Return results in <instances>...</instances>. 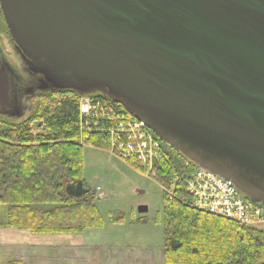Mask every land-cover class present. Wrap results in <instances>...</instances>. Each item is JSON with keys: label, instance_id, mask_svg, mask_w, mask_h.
Instances as JSON below:
<instances>
[{"label": "water", "instance_id": "95a60500", "mask_svg": "<svg viewBox=\"0 0 264 264\" xmlns=\"http://www.w3.org/2000/svg\"><path fill=\"white\" fill-rule=\"evenodd\" d=\"M0 10L45 88L100 92L264 204V0H0ZM11 86L0 57V104Z\"/></svg>", "mask_w": 264, "mask_h": 264}, {"label": "trees", "instance_id": "16d2710c", "mask_svg": "<svg viewBox=\"0 0 264 264\" xmlns=\"http://www.w3.org/2000/svg\"><path fill=\"white\" fill-rule=\"evenodd\" d=\"M0 26L9 35L1 11ZM35 96L24 118L0 113V204L7 205L0 226L38 235H77L101 228L102 215L83 179V145L116 153L114 145L126 137L115 132L120 129V119L111 115L116 110L134 117L101 93L90 95L98 100L93 105L99 109L94 113H99L88 116L80 113L75 93L47 89ZM152 135L159 148L148 176L163 192V264H264V228L181 202L187 197L183 183L176 178L182 171L188 172L191 163ZM126 160L143 171L136 156ZM167 189L174 193L170 199ZM243 198L251 200L245 194Z\"/></svg>", "mask_w": 264, "mask_h": 264}, {"label": "rangeland", "instance_id": "374dc122", "mask_svg": "<svg viewBox=\"0 0 264 264\" xmlns=\"http://www.w3.org/2000/svg\"><path fill=\"white\" fill-rule=\"evenodd\" d=\"M0 46L3 49L4 68L8 70L12 80L9 103L5 106L8 107L14 99L13 95L16 96L13 73L20 76V81L24 84L30 82L27 78L29 75H37L41 78L43 76L30 72L5 33L4 27L1 26ZM43 81L42 78L41 87L45 88ZM64 90L79 96L78 102L86 113L91 112L93 115L99 113H94L99 109L96 104L93 105L98 100L91 98L90 95L100 92L79 95L69 89ZM24 95L22 98L24 101L17 105V111L22 113L20 117L18 116L19 118L27 116L37 97L35 94L31 97L30 94ZM22 106L28 109H23ZM2 107L4 105L0 104V109ZM0 112L3 113L2 110ZM116 113L117 111L114 110L111 115L113 117H110L124 119V122L131 119L130 117H118L119 113ZM82 156L83 179L94 194V202L102 215L103 226L77 235H70L68 239H45L40 246L42 249H30L31 251L21 246L13 248L12 245H5L7 243L2 244V241H12L15 244V238L7 232L0 231V264H7L8 257L10 260H20L23 256L25 260L34 264H163V192L159 184L151 177L135 170L125 162L127 161L125 158L109 149L83 145ZM140 166L142 168L141 164ZM141 205L147 207L146 212L137 211ZM6 211L7 205L0 204V222L5 221ZM120 217L121 221H118ZM36 241L38 240H33V242ZM32 251L38 255L41 254V259H31ZM15 262L17 261H13L12 264Z\"/></svg>", "mask_w": 264, "mask_h": 264}, {"label": "built area", "instance_id": "2783aa9c", "mask_svg": "<svg viewBox=\"0 0 264 264\" xmlns=\"http://www.w3.org/2000/svg\"><path fill=\"white\" fill-rule=\"evenodd\" d=\"M79 108L83 116L91 114L86 113L80 104ZM119 119L120 129L115 132L123 134L126 140L114 145L116 153L125 159L130 155L136 156L142 168L149 174L159 143L141 122L133 119L124 122V119ZM188 162L191 163L189 160ZM191 166L188 172L184 170L176 178L183 183L187 197L181 202L194 209L243 225L264 227V206L246 201L229 180L195 164L191 163ZM165 191L168 199L174 196L173 190Z\"/></svg>", "mask_w": 264, "mask_h": 264}, {"label": "crops", "instance_id": "0c3cea01", "mask_svg": "<svg viewBox=\"0 0 264 264\" xmlns=\"http://www.w3.org/2000/svg\"><path fill=\"white\" fill-rule=\"evenodd\" d=\"M0 231L7 232L9 235H11V236H13L15 238V240H14L15 244H13L12 241L11 242H3L2 241L1 242L2 244L7 243L5 245H12L13 248L21 246V248H23L25 250H28V251H31L32 249L33 250L42 249V248H40V246L43 244L42 242H44L45 239H48V238L68 239V237H70V235H38V234H32V233H30L28 231L16 230V229H13V228H8V227H3V226H0ZM34 239H37L38 241L33 242ZM65 241H68V240H65ZM51 246H53V245H51ZM70 247L74 248L73 246H70ZM55 248H57V247H55ZM32 253L33 254H31L32 256L30 257L31 259H33V260L41 259V254L38 255V254L34 253L33 251H32ZM36 255H38V256H36ZM7 260H9L7 262V264H12L13 261H17V262H15V264H18V263H20V264H34L32 262H29V261L25 260L24 256L20 260H10V257H8ZM35 262H37V261H35Z\"/></svg>", "mask_w": 264, "mask_h": 264}, {"label": "flooded vegetation", "instance_id": "af4514ba", "mask_svg": "<svg viewBox=\"0 0 264 264\" xmlns=\"http://www.w3.org/2000/svg\"><path fill=\"white\" fill-rule=\"evenodd\" d=\"M7 36L11 40L10 36L9 35H7ZM11 42H12V40H11ZM2 51H3V49H1V46H0V57L3 59ZM11 72H12V70H11ZM13 76L15 78V80H14V82H15L14 93H16V96H15V94L13 95L14 99L11 101V104L8 107H5V105H4V107H2V109H0V110H2L3 113H6L8 116H15L16 113H17L18 115H16L15 117H18V116L20 117L22 115V113L20 111H17V105L19 103H22L21 101H24L22 99L23 96H25L24 94H30V97H31L37 91H43V90H46V88L41 87V83L42 82L40 83V81H42V78L40 76H37V75H29V76H27V78L30 79V82H28V84H24L23 82H21L20 81L21 77L18 76L17 74L13 73ZM22 89H23V92H22ZM22 108L24 109V108H27V107L26 106H22ZM25 110H23V111H25Z\"/></svg>", "mask_w": 264, "mask_h": 264}]
</instances>
